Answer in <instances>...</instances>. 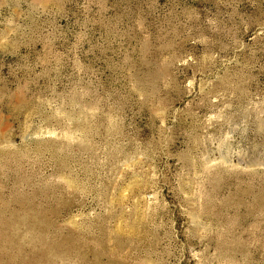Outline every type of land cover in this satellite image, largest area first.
Masks as SVG:
<instances>
[{"label":"rangeland","instance_id":"rangeland-1","mask_svg":"<svg viewBox=\"0 0 264 264\" xmlns=\"http://www.w3.org/2000/svg\"><path fill=\"white\" fill-rule=\"evenodd\" d=\"M0 264H264V0H0Z\"/></svg>","mask_w":264,"mask_h":264},{"label":"bare ground","instance_id":"bare-ground-1","mask_svg":"<svg viewBox=\"0 0 264 264\" xmlns=\"http://www.w3.org/2000/svg\"><path fill=\"white\" fill-rule=\"evenodd\" d=\"M25 244V243H24Z\"/></svg>","mask_w":264,"mask_h":264}]
</instances>
